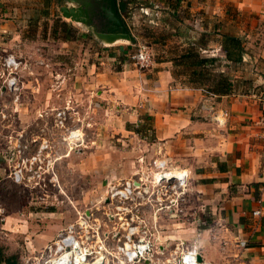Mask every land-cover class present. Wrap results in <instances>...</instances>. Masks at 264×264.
Returning <instances> with one entry per match:
<instances>
[{"label":"rangeland","instance_id":"1","mask_svg":"<svg viewBox=\"0 0 264 264\" xmlns=\"http://www.w3.org/2000/svg\"><path fill=\"white\" fill-rule=\"evenodd\" d=\"M61 5L70 3L27 0L21 16L11 17L14 28L0 34V91L7 76L3 57L11 53L20 61L15 72L20 103L0 93V110L6 114L0 115L1 264L7 258L40 264L44 246L83 213H92V228L99 223L107 236L106 255L123 242L128 229L124 219L133 215L143 219L139 234L153 245V255L143 264H172L186 247L196 248L214 264H235L234 228L226 210L220 209L226 194L231 196L236 188L220 173L226 171V162L214 166L204 158L189 174L183 193L158 196L149 185L148 165L159 157L151 147L156 140L154 116L147 110L148 101L139 106L142 102L133 90L140 71L150 66L139 68L133 55L141 47L151 52L152 62L160 59L161 50L168 56L181 54L180 43L170 37L171 24L164 25V17L127 18L136 42H106L88 25L63 17ZM46 7L49 15L42 11ZM57 18L73 28L74 40L62 44L53 36ZM196 23L187 16L180 30L188 26L198 31ZM252 54L256 59L248 73H234L236 90L263 102L264 61L259 52ZM206 102L215 105L210 98ZM57 110L64 111L62 122ZM19 134L28 144L29 160L15 178V166L21 162L16 151ZM138 177L149 187L146 193L135 191L125 201L109 198L111 186Z\"/></svg>","mask_w":264,"mask_h":264},{"label":"crops","instance_id":"2","mask_svg":"<svg viewBox=\"0 0 264 264\" xmlns=\"http://www.w3.org/2000/svg\"><path fill=\"white\" fill-rule=\"evenodd\" d=\"M26 1L0 0V34L14 28L11 17L21 16ZM169 3L170 0H129L126 22L129 24L127 18L139 16L151 21L164 17L163 24L169 27V22L168 30L174 31L170 37L180 43L179 52L191 45L203 56L219 58L221 70L231 77L232 90L216 95L194 85L192 68L176 64L172 60L175 56L161 50L160 59L153 60L147 71H140V83L133 90L142 102L139 106L148 101L147 110L154 116L156 140L151 147L173 167L187 169L190 174L202 166L206 157L214 166L226 162V171L220 173L227 175V182L236 188L231 196L226 194L220 209L226 210V220L234 228L238 250L233 260L235 264H264V137L260 123L264 101L257 102L250 92L240 93L234 80V73H248L253 66V51L259 52L264 61V0H179L173 8ZM42 11L49 15L47 7ZM187 16L197 22L198 31H190L188 26L189 32L180 30ZM223 33L242 39L245 52L240 64L223 66L227 64L219 45ZM179 68L185 73L179 74ZM256 75L249 79L254 80ZM207 98L214 100L216 113L228 112L224 125H218L202 108ZM256 209L259 215H253ZM241 240L246 241V247L240 246ZM201 256L207 259L202 252Z\"/></svg>","mask_w":264,"mask_h":264},{"label":"built area","instance_id":"3","mask_svg":"<svg viewBox=\"0 0 264 264\" xmlns=\"http://www.w3.org/2000/svg\"><path fill=\"white\" fill-rule=\"evenodd\" d=\"M156 7V5H155ZM135 64L139 68H147L152 64V54L146 47H141L133 55ZM20 61L14 54H7L3 57L2 66L7 71L4 84L0 93H8L12 95V102L20 103V92L18 86V77L15 75L16 70L19 68ZM2 94H0L1 96ZM207 100V99H206ZM203 109L208 111L211 117L218 125H224L228 116L227 111L216 113L213 104H203ZM264 109V108H263ZM0 115L5 116L3 110H0ZM56 116L58 119H65L64 111L57 110ZM262 125V133L264 137V111L260 117ZM22 134H19L16 140L17 155L20 158V163L15 166L13 175L15 178L20 177L23 173L21 164L28 161L26 149L28 144L22 139ZM35 160V157H32ZM32 163V162H31ZM149 170L151 180L149 185L155 188L154 191L159 195L167 193L180 192L183 193L187 180L189 179L190 172L187 169L173 167L166 158L158 157L151 159L149 163ZM148 177V176H146ZM145 177V178H146ZM143 178L138 177L137 180L130 179L125 183L118 186H111L109 188V198H117L118 200L125 201L131 198L135 191L141 190L146 193L142 184ZM260 210L253 211V215H259ZM92 213H83L75 223H71L65 228L64 232L57 238L48 242L44 246L41 254L43 261L40 264H143L153 255V245L149 239L139 234V228L144 226L143 219H138L131 215L128 219L125 218L124 225L127 226V232L124 235L123 242L114 246L113 251L105 252L107 247L105 241L107 236L103 235L102 230L95 225L92 228ZM139 236V237H138ZM240 246L246 247V241L241 240L238 242ZM103 252V253H102ZM200 255V260L197 259ZM1 264V263H0ZM172 264H214L212 261L205 259L201 256V252L196 248L182 249L177 257L174 258Z\"/></svg>","mask_w":264,"mask_h":264},{"label":"trees","instance_id":"4","mask_svg":"<svg viewBox=\"0 0 264 264\" xmlns=\"http://www.w3.org/2000/svg\"><path fill=\"white\" fill-rule=\"evenodd\" d=\"M179 0H170L169 6L176 7ZM129 0H116L117 9L122 18L126 21L127 7ZM127 23V22H126ZM128 24V23H127ZM129 28L131 26L128 24ZM73 28L65 21L57 18L54 22L53 36L61 41L74 40ZM219 45L224 53V59L228 67L230 64H240L245 52L243 41L238 36L230 33H223ZM188 46V49L176 55L172 60L179 65H184L188 69L192 68L190 74L194 77V85L201 86L211 94L224 95L232 90V80L228 73L221 70V61L217 57L203 56L201 50ZM218 66V70L216 67ZM213 70V71H211ZM185 73V70L179 74ZM193 82V81H192ZM154 132V130H153ZM0 263H3L0 257ZM6 264H17L14 260L7 258Z\"/></svg>","mask_w":264,"mask_h":264},{"label":"water","instance_id":"5","mask_svg":"<svg viewBox=\"0 0 264 264\" xmlns=\"http://www.w3.org/2000/svg\"><path fill=\"white\" fill-rule=\"evenodd\" d=\"M66 2L70 5L59 7L61 15L71 21L88 25L100 40L112 42L124 39L131 43L136 42L134 34L118 12L116 0H66ZM197 259H201L200 255Z\"/></svg>","mask_w":264,"mask_h":264},{"label":"bare ground","instance_id":"6","mask_svg":"<svg viewBox=\"0 0 264 264\" xmlns=\"http://www.w3.org/2000/svg\"><path fill=\"white\" fill-rule=\"evenodd\" d=\"M94 264H98V263L96 262V263H94Z\"/></svg>","mask_w":264,"mask_h":264}]
</instances>
